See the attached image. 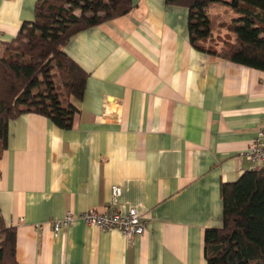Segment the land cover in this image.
<instances>
[{"label": "crops", "instance_id": "obj_1", "mask_svg": "<svg viewBox=\"0 0 264 264\" xmlns=\"http://www.w3.org/2000/svg\"><path fill=\"white\" fill-rule=\"evenodd\" d=\"M132 1L130 14L64 49L89 74L73 127L34 113L9 124L0 209L16 230L18 264H207L204 236L222 226V185L251 169L242 153L264 125V71L193 48L187 8ZM37 2L0 0V52L35 19ZM221 6H210L214 28L234 19L214 23ZM114 187L119 211L145 220L144 235L129 240L83 220L55 235L53 221L69 212L104 211Z\"/></svg>", "mask_w": 264, "mask_h": 264}, {"label": "trees", "instance_id": "obj_2", "mask_svg": "<svg viewBox=\"0 0 264 264\" xmlns=\"http://www.w3.org/2000/svg\"><path fill=\"white\" fill-rule=\"evenodd\" d=\"M237 15L214 28L210 6ZM188 9L190 44L218 59L264 71V0H165ZM132 0H38L35 19L0 52V158L8 147L9 124L24 114L45 116L69 130L80 113L89 74L64 49L85 30L130 14ZM209 39L223 44L206 48ZM58 81V82H57ZM222 226L205 231L207 264H264V168L248 170L223 184ZM0 264L16 261V230L0 218Z\"/></svg>", "mask_w": 264, "mask_h": 264}, {"label": "built area", "instance_id": "obj_3", "mask_svg": "<svg viewBox=\"0 0 264 264\" xmlns=\"http://www.w3.org/2000/svg\"><path fill=\"white\" fill-rule=\"evenodd\" d=\"M242 156L250 163L251 170L260 171L264 168V125L257 131L250 147L242 153ZM121 196L122 189L114 187L111 202L104 211L90 210L80 215L69 212L62 219L53 221L55 235L58 236L63 230L73 226L79 220L101 230L120 231L129 240L144 235L147 225L136 209H130L127 214H122L119 211ZM0 218H2L1 209Z\"/></svg>", "mask_w": 264, "mask_h": 264}, {"label": "rangeland", "instance_id": "obj_4", "mask_svg": "<svg viewBox=\"0 0 264 264\" xmlns=\"http://www.w3.org/2000/svg\"><path fill=\"white\" fill-rule=\"evenodd\" d=\"M224 5V4H223ZM226 6V5H225ZM225 6H221V7H219L218 8V10H221V15L223 16V17H221V15H220V13H218V12H216V13H214V14H212L213 16H212V20H213V22L214 23H216L217 21H216V19L217 18H226V19H232V18H236L237 17V15L236 14H234L232 11H231V16H229V17H227L222 11V8H226ZM3 50V49H2ZM58 82V81H57Z\"/></svg>", "mask_w": 264, "mask_h": 264}]
</instances>
